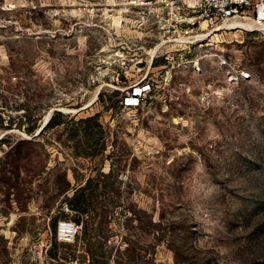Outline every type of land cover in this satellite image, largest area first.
<instances>
[{"label":"rangeland","instance_id":"374dc122","mask_svg":"<svg viewBox=\"0 0 264 264\" xmlns=\"http://www.w3.org/2000/svg\"><path fill=\"white\" fill-rule=\"evenodd\" d=\"M153 17L127 0H0V264H264V25L178 42ZM197 159L233 196L230 176H251L216 236L178 196Z\"/></svg>","mask_w":264,"mask_h":264},{"label":"built area","instance_id":"2783aa9c","mask_svg":"<svg viewBox=\"0 0 264 264\" xmlns=\"http://www.w3.org/2000/svg\"><path fill=\"white\" fill-rule=\"evenodd\" d=\"M128 6H144L152 11L160 39L186 42L192 35L206 33L207 27L223 19L242 18L247 28L264 25V0H127ZM204 22V26L203 25ZM203 32H197L203 30ZM132 85L123 95L125 104H137L139 95L150 88L148 80ZM67 208V204H64ZM78 230L72 218L57 222V238L71 241Z\"/></svg>","mask_w":264,"mask_h":264},{"label":"clouds","instance_id":"9594fccd","mask_svg":"<svg viewBox=\"0 0 264 264\" xmlns=\"http://www.w3.org/2000/svg\"><path fill=\"white\" fill-rule=\"evenodd\" d=\"M178 186V196L184 206L185 216L198 223L204 232L216 236L227 231V220L242 206L237 197L247 195L252 182L247 173L231 175L227 187L236 193L233 196L214 183L205 162L197 159L178 182ZM228 255L226 251L225 256Z\"/></svg>","mask_w":264,"mask_h":264},{"label":"trees","instance_id":"16d2710c","mask_svg":"<svg viewBox=\"0 0 264 264\" xmlns=\"http://www.w3.org/2000/svg\"><path fill=\"white\" fill-rule=\"evenodd\" d=\"M59 115H64V117H67L68 116V113L67 114L66 113H63L62 111H60L58 109L52 110V112L50 113L49 117L44 121V123L42 124V126L39 128L38 132L41 131L44 127H52V126L56 125L57 123H59L61 121V120L57 119V117H59ZM69 118H71V117H69ZM94 118H95L94 114H90V115H87L85 117H80L79 120H84V121H89L90 122V121L94 120ZM8 124H9V122L6 123L5 125H8ZM36 124H37V119H30V120H28V124H24L23 122L21 123V120H17L15 122V125H17L18 127H22L26 131L33 130V128L36 126ZM0 138H2V136ZM19 141H21V139H19V138L16 139V140H14V142L10 145V147H12L14 145L16 146V144ZM77 188H75V190L73 191L71 197H74L75 196ZM56 226H57V224H56Z\"/></svg>","mask_w":264,"mask_h":264},{"label":"bare ground","instance_id":"6f19581e","mask_svg":"<svg viewBox=\"0 0 264 264\" xmlns=\"http://www.w3.org/2000/svg\"><path fill=\"white\" fill-rule=\"evenodd\" d=\"M233 19H241L243 20L242 18H238V17H232V18H227V19H223L221 20L219 25L216 26V28L220 29V28H235V27H238V26H242V27H247L246 23L245 22H240V21H237V20H233ZM244 21V20H243ZM204 22H203V25L204 26ZM138 85V84H136ZM47 116V115H46ZM45 116V118H46ZM44 118V120H45Z\"/></svg>","mask_w":264,"mask_h":264},{"label":"water","instance_id":"95a60500","mask_svg":"<svg viewBox=\"0 0 264 264\" xmlns=\"http://www.w3.org/2000/svg\"><path fill=\"white\" fill-rule=\"evenodd\" d=\"M57 109H59V108H57ZM50 113H51V109L47 112V116H46L45 120L49 117Z\"/></svg>","mask_w":264,"mask_h":264}]
</instances>
